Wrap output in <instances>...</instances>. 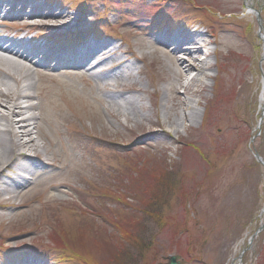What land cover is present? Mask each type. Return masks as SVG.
<instances>
[{"label":"rangeland","instance_id":"rangeland-1","mask_svg":"<svg viewBox=\"0 0 264 264\" xmlns=\"http://www.w3.org/2000/svg\"><path fill=\"white\" fill-rule=\"evenodd\" d=\"M33 1L65 18L52 25L28 8L23 16L1 15V34L28 41L34 54L79 38L112 42L99 55L106 79L114 93L137 98L142 111L135 120L119 115V125L115 111L89 95L108 99L95 78L56 70L54 60L64 85L38 73L33 92L43 137L29 152L38 156L32 182L0 197V264H19L30 251L42 264H169L171 256L179 264H264V0H253L256 14L247 0ZM166 25L235 37L243 52L227 57L230 74L220 72L214 85L216 43L205 46L211 65L192 80L179 81L167 58L163 67L133 64L138 39L162 35ZM42 61L33 67L43 69ZM118 68L122 75L113 80ZM52 84L57 97L46 94ZM173 86L198 115L178 133L165 119ZM158 119L170 134L142 137L139 123ZM145 140L152 146L135 144ZM82 229L96 230L97 245L83 240Z\"/></svg>","mask_w":264,"mask_h":264},{"label":"bare ground","instance_id":"bare-ground-1","mask_svg":"<svg viewBox=\"0 0 264 264\" xmlns=\"http://www.w3.org/2000/svg\"><path fill=\"white\" fill-rule=\"evenodd\" d=\"M49 6L50 3L48 2L38 3L33 0H0V16H14L17 14L23 16L27 14L26 9L31 8V15L38 14L42 19L50 18L52 25H54L53 22L65 18L63 12L56 13L54 9H49ZM246 6L252 13H257L258 10L255 8L253 0H247ZM198 28L191 32L192 34L187 32L186 35H183V39L186 42L194 43L188 46L182 44L181 32H176L175 35H172L175 32L168 31L162 35L154 32L146 33L145 37L138 39V46L141 52L139 54L130 52V55L135 59L133 64L140 60L150 66L156 63L163 67L164 58H167L171 61V67L173 68L169 67L168 70L174 72L179 81L185 78L192 80L194 79V76L191 75L192 72L202 73V70L210 66L211 62L203 57L195 58L188 49L192 47L201 48L205 44L204 42L208 41L216 43L218 46L221 45V48L214 50L220 60L219 62L217 59L218 68L214 75L213 85L216 84L217 81H221L220 72L230 74L227 67L231 66L232 63L231 61H226L227 57L236 53L242 54L243 51L240 49L242 44L235 37L231 38L230 36L222 37L220 40L212 39L204 35ZM1 33L2 31H0V197L2 194L17 192L26 188L32 182V177L36 172L35 164L38 156L29 152L40 146L37 136L43 137L40 127L43 116L42 111L40 115L36 113L39 109V104L35 102L38 93L33 92L36 86L35 77L41 72L43 76H48L49 81L52 83L58 82L60 83L59 85H64L61 74L52 72L54 69L51 67V61H56V66L54 67L56 70L61 69L65 72L74 70V74L72 73L74 77H76L77 73H81L82 76L87 77L86 79L93 77L100 82L103 89L105 88L107 101L97 98L93 91H88V93L95 98L98 105L106 102L108 109L115 111L112 114L118 122L119 115H128L131 120H135L142 111V105L137 101V98L135 99L121 92L118 94L114 93L109 83L110 78L106 79L108 71L107 68L102 67L103 61H99V55L107 50L110 52L109 47L113 45L112 42L98 39L88 42L79 38L73 45L66 44L61 48L51 47L49 43L45 44L39 53L34 54L29 52L28 41L22 38L16 39L2 35ZM147 48L150 50L145 51ZM201 53L202 51L197 49V54ZM36 58L38 59V64H42L41 60H43V65L41 66L43 69L37 70L33 67L35 66L33 61ZM121 62V59L116 58L114 64L120 67ZM137 68L139 71L142 70V67L139 68L137 66ZM129 69L132 70L131 67ZM155 69L156 72L161 73L156 66ZM122 70L121 68L112 72L111 77L113 80L121 77ZM8 79H11L14 85ZM54 84L49 85L50 88L46 94L57 97ZM170 91L172 93V101L170 108L165 113V119L166 124L171 128L174 127V132L178 133L179 126L183 122L186 120L193 122L198 115L194 105L183 101L184 94L179 91L177 86L171 87ZM261 103H264V87L261 94ZM60 119L64 120L65 116H60ZM119 125H121L120 122ZM139 125L143 127L142 137L149 138L160 134H170L162 119L150 122L148 127L140 123ZM103 130H107V128L104 127ZM117 144L121 143L118 142ZM135 144L152 146L153 142L145 140L137 141ZM2 206L3 203L0 202V207L2 208ZM1 216L2 214H0ZM77 218L79 219V217ZM77 218L71 217L73 221ZM94 219L97 221L96 217ZM73 229L75 230V228ZM73 229H71L72 234L74 232ZM95 233L96 230L84 229L81 232L82 236H84L83 240L87 237L94 244L96 243L94 240L100 238L95 237ZM80 245H82L83 249L89 250L90 246L88 244L81 243ZM42 263L43 261L39 258L28 257L19 264Z\"/></svg>","mask_w":264,"mask_h":264},{"label":"water","instance_id":"water-1","mask_svg":"<svg viewBox=\"0 0 264 264\" xmlns=\"http://www.w3.org/2000/svg\"><path fill=\"white\" fill-rule=\"evenodd\" d=\"M256 156H257L258 160H260L262 162V159L260 158V156L259 155H256ZM169 264H178L176 256H171L170 257V263Z\"/></svg>","mask_w":264,"mask_h":264}]
</instances>
